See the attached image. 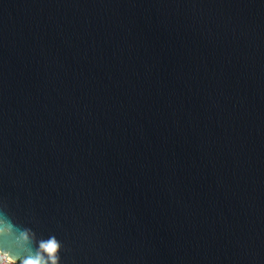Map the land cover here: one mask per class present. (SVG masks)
Here are the masks:
<instances>
[{"label":"water","instance_id":"1","mask_svg":"<svg viewBox=\"0 0 264 264\" xmlns=\"http://www.w3.org/2000/svg\"><path fill=\"white\" fill-rule=\"evenodd\" d=\"M0 253L264 264V0H0Z\"/></svg>","mask_w":264,"mask_h":264},{"label":"clouds","instance_id":"2","mask_svg":"<svg viewBox=\"0 0 264 264\" xmlns=\"http://www.w3.org/2000/svg\"><path fill=\"white\" fill-rule=\"evenodd\" d=\"M43 247L49 252V253H54L57 249V244L54 243L51 246H49V243L43 245ZM25 264H40L39 259L36 260H28L25 262ZM53 264H55V258H53Z\"/></svg>","mask_w":264,"mask_h":264},{"label":"built area","instance_id":"3","mask_svg":"<svg viewBox=\"0 0 264 264\" xmlns=\"http://www.w3.org/2000/svg\"><path fill=\"white\" fill-rule=\"evenodd\" d=\"M0 264H24L22 259H17L15 261H9L4 254L0 253Z\"/></svg>","mask_w":264,"mask_h":264},{"label":"snow or ice","instance_id":"4","mask_svg":"<svg viewBox=\"0 0 264 264\" xmlns=\"http://www.w3.org/2000/svg\"><path fill=\"white\" fill-rule=\"evenodd\" d=\"M54 243H55L54 241H53V242H50V243H49V246H51V245L54 244Z\"/></svg>","mask_w":264,"mask_h":264}]
</instances>
